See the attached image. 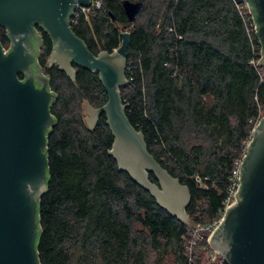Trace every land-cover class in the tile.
I'll return each mask as SVG.
<instances>
[{
	"label": "trees",
	"instance_id": "trees-1",
	"mask_svg": "<svg viewBox=\"0 0 264 264\" xmlns=\"http://www.w3.org/2000/svg\"><path fill=\"white\" fill-rule=\"evenodd\" d=\"M123 0L75 9L70 27L96 55L130 33L120 88L125 114L154 158L188 186V224L161 208L107 153L113 136L102 113L84 123L82 104L106 102L96 72L75 67L71 80L56 65L43 33L37 62L56 93L46 136V191L38 201L39 264H228L204 237L188 247L197 224L220 215L234 161L243 152L251 119L264 114V82L251 60L257 34L233 0H130L141 6L129 22ZM0 42L9 45L0 26ZM22 78V75H18ZM157 182L153 174H149ZM214 255V258H211Z\"/></svg>",
	"mask_w": 264,
	"mask_h": 264
},
{
	"label": "water",
	"instance_id": "water-1",
	"mask_svg": "<svg viewBox=\"0 0 264 264\" xmlns=\"http://www.w3.org/2000/svg\"><path fill=\"white\" fill-rule=\"evenodd\" d=\"M246 2L261 43L262 57L257 64L264 66V0ZM90 4L91 0H0V26L9 40L4 47L0 42V264H39L37 210L47 188L45 145L55 122L49 107L56 93L37 62L42 40L35 25L52 42L48 66L56 62L71 80L74 64L98 74L107 99L99 107L84 102V123L92 129L99 116L105 115L113 136L107 153L117 167L147 190L161 208L189 223L188 186L161 166L125 114L120 88L128 83L125 67L130 33L121 30L115 49L94 55L70 27L76 6ZM121 6L127 20L133 22L141 2L123 0ZM150 173L157 182L150 180ZM239 182L235 201L226 208L207 243L228 264H264V116L242 157Z\"/></svg>",
	"mask_w": 264,
	"mask_h": 264
},
{
	"label": "built area",
	"instance_id": "built-area-1",
	"mask_svg": "<svg viewBox=\"0 0 264 264\" xmlns=\"http://www.w3.org/2000/svg\"><path fill=\"white\" fill-rule=\"evenodd\" d=\"M234 3L236 4V7L240 11V13L243 12L246 15L245 21L247 22V24H246L247 31L248 32L252 31L254 34H256V22L253 18V14L250 11V7H249L248 3L246 2V0H244L240 3H236L234 1ZM99 4H100L99 0H91V4L88 7L76 6L75 9H79L82 12H86L89 10L90 7H98ZM257 38H258V36H257ZM258 42L261 45L259 38H258ZM258 53H259V57L257 59L251 60V64L256 68L260 80H262L264 82V66H258V64H257L259 58L262 57L261 50ZM263 116H264V114H262L261 112H258L257 116L254 119L250 120V121H252V127L250 129V133H249L248 138L243 142V152H242L240 158H238L234 161V167L232 169L231 175L229 176V185H228V190H227L228 191L227 196L225 198V203H224V206H223V209H222L220 215L218 216L217 219L213 220L210 223L197 224L195 226V228L193 230V238H192L191 243L188 247L189 250L191 249L192 244L195 242L196 239L204 237L207 241V238L210 235V233L216 229V227L219 225V223L223 219L226 208L231 203H233L235 201V193L237 192V189H238V186L240 183L239 182V167H240V164L242 161V157L245 155L246 150H247V146L252 139V134H253V130H254L255 126H257L259 124V121ZM211 258L213 259L214 255H211Z\"/></svg>",
	"mask_w": 264,
	"mask_h": 264
},
{
	"label": "flooded vegetation",
	"instance_id": "flooded-vegetation-1",
	"mask_svg": "<svg viewBox=\"0 0 264 264\" xmlns=\"http://www.w3.org/2000/svg\"><path fill=\"white\" fill-rule=\"evenodd\" d=\"M35 29H36V31H37V33L39 34V36L41 37V40H42V42H43V33H46V31H44L41 27H39L38 25H35ZM48 35V34H47ZM50 39V38H49ZM50 42H51V39H50ZM41 47H42V45H40L39 47H38V49H37V58H38V56H39V54H40V52H41ZM51 50H52V42H51V49H50V52H51ZM50 52H49V54H50ZM49 54H48V56H49ZM48 56H47V58H48ZM47 58H46V60H47ZM54 65H56L57 66V63L56 62H54L53 63V65L52 66H54ZM48 66V65H47ZM52 66H48V67H52ZM41 67V66H40ZM74 67V66H73ZM74 69H75V67H74ZM41 70H42V72L44 73V71H43V68L41 67ZM45 74V73H44ZM46 75V74H45ZM47 76V75H46ZM83 118H84V116H83Z\"/></svg>",
	"mask_w": 264,
	"mask_h": 264
},
{
	"label": "rangeland",
	"instance_id": "rangeland-1",
	"mask_svg": "<svg viewBox=\"0 0 264 264\" xmlns=\"http://www.w3.org/2000/svg\"><path fill=\"white\" fill-rule=\"evenodd\" d=\"M46 65H48L47 60H46ZM84 102H85V101H84ZM84 102H83V104H82L83 115H85ZM186 224H188V223H186ZM214 253H215V252H214ZM172 260H173L172 257H167V258L165 259V261H164V264H173Z\"/></svg>",
	"mask_w": 264,
	"mask_h": 264
}]
</instances>
